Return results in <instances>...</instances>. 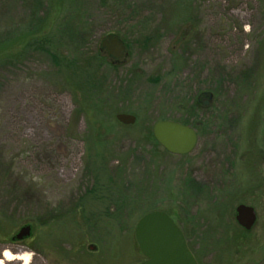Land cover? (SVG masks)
Returning a JSON list of instances; mask_svg holds the SVG:
<instances>
[{
  "label": "rangeland",
  "instance_id": "rangeland-1",
  "mask_svg": "<svg viewBox=\"0 0 264 264\" xmlns=\"http://www.w3.org/2000/svg\"><path fill=\"white\" fill-rule=\"evenodd\" d=\"M83 1L90 47L118 31L127 52L100 49L95 103L61 90L76 85L74 66L61 79L29 37L16 41L30 0H0V259L29 256L2 264H137L134 227L152 210L170 213L199 264H264V0ZM64 15L40 34L69 58ZM203 91L195 148L148 153L153 123L187 116ZM238 203L255 209L248 230ZM25 221L29 235L15 238Z\"/></svg>",
  "mask_w": 264,
  "mask_h": 264
},
{
  "label": "water",
  "instance_id": "water-1",
  "mask_svg": "<svg viewBox=\"0 0 264 264\" xmlns=\"http://www.w3.org/2000/svg\"><path fill=\"white\" fill-rule=\"evenodd\" d=\"M100 49L119 60L126 56L124 41L114 33H109L100 41ZM206 98L204 105L212 99V92L203 91L197 100ZM116 118L125 124L133 123L135 116L130 113H117ZM152 136L155 141L171 154H187L191 152L198 141L195 128L179 121L169 119L156 120L152 125ZM235 220L239 226L248 230L256 221L253 206L238 203L235 206ZM30 225L21 226L15 238L22 239L29 235ZM134 236L139 251L144 259L138 264H198L189 248L183 231L174 218L163 210H152L144 213L136 222Z\"/></svg>",
  "mask_w": 264,
  "mask_h": 264
},
{
  "label": "trees",
  "instance_id": "trees-1",
  "mask_svg": "<svg viewBox=\"0 0 264 264\" xmlns=\"http://www.w3.org/2000/svg\"><path fill=\"white\" fill-rule=\"evenodd\" d=\"M101 1L102 3H106L108 5V3L111 1L117 3L123 2L125 0ZM30 3V12L31 16L34 17V20H32L29 24V27L25 29L26 32L22 31V33L17 35V37L15 38L16 41H20L21 39H24V37H29L30 41L27 38L28 46L30 48L34 47L33 49L37 51L41 50V52H43L45 55H48L51 61L53 62V72L60 78L66 77L63 76L60 72V67H62L65 62L66 66L64 67L70 65L74 66L73 75L71 72V77L76 80V85L69 86L68 84L62 82L64 84L61 87L62 91L67 90L70 87V90L72 91L73 95H79L82 98H89L90 101L93 103L98 100L100 101V97H102L104 93L103 86L106 80V72L101 69V60H103V56L101 55L100 48L97 47L96 49H92L89 45L87 32L88 30H90V26L87 19L88 7L86 6V2L83 0H30ZM57 10L58 13L61 11L62 13H65L64 19L66 18L65 16L69 15V21L66 20L63 23V19H61L59 23L61 30L58 34L60 38H68V44L72 48V55H70L69 58L64 57L63 54H61L60 52L55 51V49L57 48H55L54 45H52L51 43L44 40L46 37L43 38V36L40 34L45 33L44 31L46 30L47 21L49 17L54 14V12H56ZM114 34H117L122 40H124L120 32L117 31ZM199 103V101H196L195 104L190 107L193 111H189L187 116H183L179 120V122H182L195 128L197 133L200 130L199 125L203 123L196 116V108L200 105ZM82 109L83 107L78 108L79 111H84V109ZM145 137L147 138V136ZM262 143L264 144V142ZM152 146V149L148 151V153L153 154L154 157H156L159 149H161L160 145L153 139ZM4 216H6V213H2L0 215V218H4ZM25 223H27L28 225L32 224L28 221H25ZM182 231L185 236V232L183 229ZM187 244L189 246V243ZM189 248L192 251V248L190 246ZM194 256L199 264L196 255Z\"/></svg>",
  "mask_w": 264,
  "mask_h": 264
},
{
  "label": "bare ground",
  "instance_id": "bare-ground-1",
  "mask_svg": "<svg viewBox=\"0 0 264 264\" xmlns=\"http://www.w3.org/2000/svg\"><path fill=\"white\" fill-rule=\"evenodd\" d=\"M6 251L8 253H10L9 256H5L4 255V252H6ZM1 255H2V258L3 259L2 260L0 259V264H2L3 261L11 260L13 258L20 259V260H22L23 263H26L28 261V258H29V256H28L27 253H18L16 255H14L10 251H8V250H3L2 253H1Z\"/></svg>",
  "mask_w": 264,
  "mask_h": 264
},
{
  "label": "clouds",
  "instance_id": "clouds-1",
  "mask_svg": "<svg viewBox=\"0 0 264 264\" xmlns=\"http://www.w3.org/2000/svg\"><path fill=\"white\" fill-rule=\"evenodd\" d=\"M4 255H5V256H9L10 253H8V252L6 251V252H4Z\"/></svg>",
  "mask_w": 264,
  "mask_h": 264
},
{
  "label": "flooded vegetation",
  "instance_id": "flooded-vegetation-1",
  "mask_svg": "<svg viewBox=\"0 0 264 264\" xmlns=\"http://www.w3.org/2000/svg\"><path fill=\"white\" fill-rule=\"evenodd\" d=\"M120 60V59H119ZM119 60H117V61H119Z\"/></svg>",
  "mask_w": 264,
  "mask_h": 264
}]
</instances>
